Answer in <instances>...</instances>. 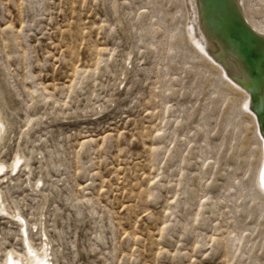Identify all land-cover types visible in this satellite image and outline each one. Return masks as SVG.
Wrapping results in <instances>:
<instances>
[{"label":"rangeland","instance_id":"obj_1","mask_svg":"<svg viewBox=\"0 0 264 264\" xmlns=\"http://www.w3.org/2000/svg\"><path fill=\"white\" fill-rule=\"evenodd\" d=\"M187 1L0 0V264H264Z\"/></svg>","mask_w":264,"mask_h":264},{"label":"bare ground","instance_id":"obj_2","mask_svg":"<svg viewBox=\"0 0 264 264\" xmlns=\"http://www.w3.org/2000/svg\"><path fill=\"white\" fill-rule=\"evenodd\" d=\"M187 8L188 26L179 34V40L191 47L190 58L202 60L216 76L214 94L228 96L225 126L229 129L230 148L239 150L246 166L250 161L245 156L257 154L256 164L251 166L254 171L248 172L253 176L241 191V205L252 208L256 227L264 230V27L253 22L243 0H188ZM7 130V120L2 116L0 145ZM8 261L35 262L19 260L12 254Z\"/></svg>","mask_w":264,"mask_h":264}]
</instances>
